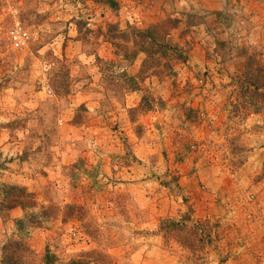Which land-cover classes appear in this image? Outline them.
I'll list each match as a JSON object with an SVG mask.
<instances>
[{
	"label": "rangeland",
	"instance_id": "1",
	"mask_svg": "<svg viewBox=\"0 0 264 264\" xmlns=\"http://www.w3.org/2000/svg\"><path fill=\"white\" fill-rule=\"evenodd\" d=\"M117 1L0 0V264H264V0ZM167 18L180 57L107 36Z\"/></svg>",
	"mask_w": 264,
	"mask_h": 264
},
{
	"label": "trees",
	"instance_id": "2",
	"mask_svg": "<svg viewBox=\"0 0 264 264\" xmlns=\"http://www.w3.org/2000/svg\"><path fill=\"white\" fill-rule=\"evenodd\" d=\"M94 1H101L104 4L108 5L110 8L116 9L118 7L117 0H94ZM178 22L177 19L167 18L166 20L153 23L146 28H138L134 25H127L126 29L122 30L118 27L110 25L112 27V31H108V39L114 42V46H118L124 42V52H123V59L130 60L134 59L137 54L142 53L144 54L145 62L148 60H152L155 58H162L169 54L176 55L178 57L181 56L182 49L177 45H174L169 42L168 35L171 28L175 27L176 23ZM116 40V41H115ZM144 62V63H145ZM126 75V73L124 72ZM130 79H136L134 76H130ZM137 88V86H135ZM135 88V89H136ZM11 188H14L12 186ZM19 190V188H17ZM26 194V193H25ZM27 197V195H26ZM25 197V198H26ZM29 205H26V203ZM31 201H27V199H20V196L16 199H11L9 203V207L13 208L17 205L20 206H32L33 203ZM70 206V205H69ZM172 222V221H171ZM174 222V221H173ZM25 221L21 218L16 220V225L19 230L24 228ZM177 224L181 228L182 225L186 226V222L184 220L179 221ZM203 227V225H202ZM190 233V237L188 239L184 238L183 244L190 249H195L198 246V242L193 240L197 234H199L196 230ZM203 231V230H202ZM198 237V236H197ZM200 238V237H198ZM11 245L5 244L4 248V256L2 258L1 264H21L22 260L24 259V255L20 254L19 252L28 250V246L20 243L18 241L14 242V248H11ZM15 249V250H14ZM44 264H55V256L48 251L45 253ZM61 264H89L86 260H71Z\"/></svg>",
	"mask_w": 264,
	"mask_h": 264
},
{
	"label": "built area",
	"instance_id": "3",
	"mask_svg": "<svg viewBox=\"0 0 264 264\" xmlns=\"http://www.w3.org/2000/svg\"><path fill=\"white\" fill-rule=\"evenodd\" d=\"M9 37L13 46L20 47L24 45L28 39V31L22 26L19 21H15L9 29Z\"/></svg>",
	"mask_w": 264,
	"mask_h": 264
}]
</instances>
